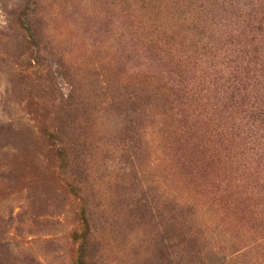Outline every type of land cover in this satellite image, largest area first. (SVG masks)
Returning <instances> with one entry per match:
<instances>
[{"label":"rangeland","instance_id":"374dc122","mask_svg":"<svg viewBox=\"0 0 264 264\" xmlns=\"http://www.w3.org/2000/svg\"><path fill=\"white\" fill-rule=\"evenodd\" d=\"M27 1L0 0V264H75L82 206L64 177L104 264H264V163L207 139L193 155L205 108L166 104L145 62L154 42L180 51L197 38L186 4L38 0L44 39L19 51L7 35ZM54 111L61 167L36 129Z\"/></svg>","mask_w":264,"mask_h":264},{"label":"trees","instance_id":"16d2710c","mask_svg":"<svg viewBox=\"0 0 264 264\" xmlns=\"http://www.w3.org/2000/svg\"><path fill=\"white\" fill-rule=\"evenodd\" d=\"M180 1L190 9L185 24L197 33V38L180 51L169 46L173 39L164 44L166 52L154 42L157 48L145 58L147 67L154 64L160 70L161 82L169 91L165 103L183 109L193 100L198 109L205 108L204 122L199 123H203L206 132L198 135L199 130L192 127L193 155L199 152L202 140L207 139L209 146L234 149L247 160L264 163V0ZM36 5L38 0L24 4L15 31L7 35L11 40L7 43L15 44L16 50L28 45L39 48L44 39ZM124 5L126 12L133 13L131 4ZM58 117L55 111L50 112L40 119L36 129L41 139L46 138L55 147L61 167L66 165L68 151L62 139L65 124ZM31 137V133L25 135V141H32ZM13 139L18 140V135ZM202 170L196 174L199 176ZM63 182L82 206L80 230L72 234L76 247L74 263L104 264V251L94 238L86 200L68 178L64 177Z\"/></svg>","mask_w":264,"mask_h":264}]
</instances>
